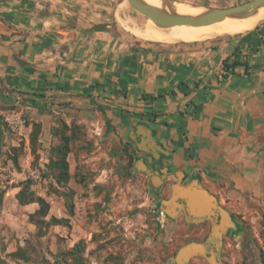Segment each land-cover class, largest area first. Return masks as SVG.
<instances>
[{"label": "crops", "instance_id": "crops-1", "mask_svg": "<svg viewBox=\"0 0 264 264\" xmlns=\"http://www.w3.org/2000/svg\"><path fill=\"white\" fill-rule=\"evenodd\" d=\"M109 2L0 0V111L40 122L44 143L54 115L93 111L163 181L264 207V21L216 41L150 42ZM17 193L5 186L0 206L38 208Z\"/></svg>", "mask_w": 264, "mask_h": 264}, {"label": "rangeland", "instance_id": "rangeland-1", "mask_svg": "<svg viewBox=\"0 0 264 264\" xmlns=\"http://www.w3.org/2000/svg\"><path fill=\"white\" fill-rule=\"evenodd\" d=\"M248 1L190 3L214 9ZM126 3L110 0L111 15L142 27L147 18ZM261 18L255 28L264 21V16ZM116 21L121 26L118 17ZM14 108L0 111V196L5 186L6 193L19 192L28 180L29 192L50 204L46 220L54 216L69 220V225H51L38 232L29 221V211L0 206V264H177L178 250L187 242L202 239L207 225H188L182 217L170 218L162 212L161 203L171 192V182L163 181L155 188L145 168L138 165L136 151L101 114L78 110L54 115L46 133L49 143H44L39 142L42 124ZM34 135L37 142L32 147L30 138ZM64 142L70 180L59 183L54 163ZM218 205L232 222L223 233L221 264H264V207L252 202L235 207ZM77 244L79 250H75ZM187 264L208 263L194 257Z\"/></svg>", "mask_w": 264, "mask_h": 264}, {"label": "water", "instance_id": "water-1", "mask_svg": "<svg viewBox=\"0 0 264 264\" xmlns=\"http://www.w3.org/2000/svg\"><path fill=\"white\" fill-rule=\"evenodd\" d=\"M128 5L143 15L151 19L155 24L163 27H173L177 25L204 26L223 20L228 14L244 12L251 14L260 5H264V0H250L240 5L228 8L207 9L210 12L200 18H187L165 14L150 8L142 0H126ZM2 130L0 127V137ZM143 166L142 163L138 164ZM150 180L155 188L163 183V178L158 172H150L145 168ZM199 209L197 212L196 209ZM162 212L170 218L184 214L188 221L201 223L209 220L212 224L211 231L204 242H190L182 246L175 257L177 264H187L191 258H204L208 264H221L219 252L222 246V234L228 226H232L228 213L218 205L216 197L196 182L183 185L179 182L171 185V192L168 199L161 203ZM220 217V220H218ZM191 218V219H189Z\"/></svg>", "mask_w": 264, "mask_h": 264}, {"label": "bare ground", "instance_id": "bare-ground-1", "mask_svg": "<svg viewBox=\"0 0 264 264\" xmlns=\"http://www.w3.org/2000/svg\"><path fill=\"white\" fill-rule=\"evenodd\" d=\"M142 1L156 11L187 18H200L210 12L203 6L177 0ZM126 4L128 5V2ZM263 16L264 5H260L251 14H246L244 12L228 14L223 20L204 26L177 25L173 27H163L147 18L142 27H137L128 24L121 16L117 15L122 28L133 36L141 40L159 41L167 44H176L180 42L188 43L207 40L215 36L226 34L246 33L253 30L258 20ZM189 38L192 40H189ZM199 209L200 208L196 209V211L198 212Z\"/></svg>", "mask_w": 264, "mask_h": 264}, {"label": "trees", "instance_id": "trees-1", "mask_svg": "<svg viewBox=\"0 0 264 264\" xmlns=\"http://www.w3.org/2000/svg\"><path fill=\"white\" fill-rule=\"evenodd\" d=\"M151 42H159V41H151ZM164 43V42H159ZM185 43V42H180ZM234 65H238L234 63ZM37 142V135L32 136L30 138V143L32 147ZM57 153L59 154V158L54 163L55 167L59 170V175L57 176V181L59 183H67L70 180L69 175V165L66 161L67 153H68V146L67 142H64L58 149ZM14 162L17 164V160L15 159ZM29 184L30 182L27 180L23 182V185L21 186V190L16 194V199L18 200L19 204L21 205H28L31 203H36L38 205V208L29 215V221L34 224L38 230V232L43 231L46 227L51 225H60L65 224L69 225V220L67 219H58L54 216H51L48 220L46 218L49 215L50 211V204L47 202V200L41 196H35L32 192H29ZM2 199V196H0V200ZM71 211V210H70ZM80 249V244H77L75 246V250ZM74 254V259H78L77 256Z\"/></svg>", "mask_w": 264, "mask_h": 264}, {"label": "flooded vegetation", "instance_id": "flooded-vegetation-1", "mask_svg": "<svg viewBox=\"0 0 264 264\" xmlns=\"http://www.w3.org/2000/svg\"><path fill=\"white\" fill-rule=\"evenodd\" d=\"M1 130H2V129H1ZM2 143H3V132H2V136L0 137V153H1ZM169 196H170V193H169L167 199L169 198ZM216 199H217V198H216ZM217 202H218V200H217ZM218 204H219V203H218ZM178 216H179V217H182V219L184 220V222L187 223L188 225H197V226L207 225V226H208L207 231H206V233L203 235L202 239H201V240H196V241H193V242H204V241L207 239V237H208V235H209V233H210V231H211V227H212V224H211V222H210L209 220H204V221L201 222V223H194V222L188 221L186 215H184V214H180V215H178ZM189 219H191V218H189ZM218 220H220V217H218ZM224 237H225V235L222 234V245H223V239H224ZM187 243H190V242H187ZM187 243H186V244H187ZM184 245H185V244H184Z\"/></svg>", "mask_w": 264, "mask_h": 264}]
</instances>
